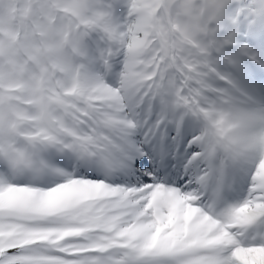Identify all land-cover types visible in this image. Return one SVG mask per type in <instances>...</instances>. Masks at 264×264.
Listing matches in <instances>:
<instances>
[{"label": "snow or ice", "instance_id": "6c2138e0", "mask_svg": "<svg viewBox=\"0 0 264 264\" xmlns=\"http://www.w3.org/2000/svg\"><path fill=\"white\" fill-rule=\"evenodd\" d=\"M0 264H264V0H0Z\"/></svg>", "mask_w": 264, "mask_h": 264}]
</instances>
